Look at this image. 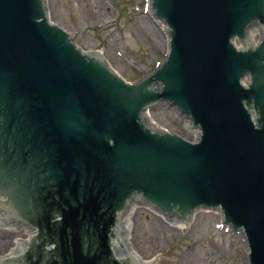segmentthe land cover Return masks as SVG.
Listing matches in <instances>:
<instances>
[{
  "label": "water",
  "instance_id": "obj_1",
  "mask_svg": "<svg viewBox=\"0 0 264 264\" xmlns=\"http://www.w3.org/2000/svg\"><path fill=\"white\" fill-rule=\"evenodd\" d=\"M149 8L168 55L129 83L52 22L49 0H0V211L31 231L0 264H155L128 240L141 201L188 222L219 208L264 264V0ZM161 101L199 127L195 141L147 125Z\"/></svg>",
  "mask_w": 264,
  "mask_h": 264
},
{
  "label": "rangeland",
  "instance_id": "obj_2",
  "mask_svg": "<svg viewBox=\"0 0 264 264\" xmlns=\"http://www.w3.org/2000/svg\"><path fill=\"white\" fill-rule=\"evenodd\" d=\"M147 0H49L52 22L69 30L73 41L104 49L112 70L129 82L140 80L155 64L165 60V23L155 22ZM164 29V30H163ZM150 121L187 138L186 118L172 105L147 109ZM133 206L128 240L132 250L156 264H250L241 232L231 231L216 209L193 210L192 219L178 228L146 207ZM195 218V220H194ZM23 230L0 228V256L12 247Z\"/></svg>",
  "mask_w": 264,
  "mask_h": 264
},
{
  "label": "bare ground",
  "instance_id": "obj_3",
  "mask_svg": "<svg viewBox=\"0 0 264 264\" xmlns=\"http://www.w3.org/2000/svg\"><path fill=\"white\" fill-rule=\"evenodd\" d=\"M165 26V25H164ZM164 30V29H163ZM165 31V30H164ZM186 123H191V121L189 120V119H187L186 120ZM133 206H141V205H138V204H133ZM133 206L131 207V210H132V208H133ZM142 206H144V207H146L147 209H149V210H151L152 212H154V213H158L159 215H161L166 221H168V222H170V223H172V224H174V225H176L178 228H183V227H185V224L187 223V220H185V219H183V220H177V219H175L174 217H167V216H165V215H163V214H161L160 212H158V211H156L151 205H149V204H146V203H143L142 204ZM215 209V208H214ZM222 214V213H221ZM223 215V214H222ZM220 218H221V215H220ZM192 219H190V221H191ZM194 220H195V218H194ZM0 228H3V227H1L0 226ZM29 232H31V231H28V233ZM15 246H19V243H18V240L16 239L15 240ZM15 250H14V247H12L11 248V251L10 252H6L5 254H7V253H11V252H14ZM133 254H134V256L135 257H137L138 259H140V260H142V261H147V260H150V259H145V258H143V257H140L139 255H137L134 251H133ZM4 255V254H3ZM157 258V257H156ZM151 259H154V257L153 258H151ZM158 259V258H157Z\"/></svg>",
  "mask_w": 264,
  "mask_h": 264
}]
</instances>
